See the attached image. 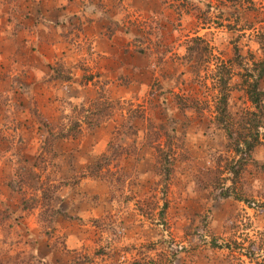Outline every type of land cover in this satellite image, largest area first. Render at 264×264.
<instances>
[{"label":"rangeland","instance_id":"374dc122","mask_svg":"<svg viewBox=\"0 0 264 264\" xmlns=\"http://www.w3.org/2000/svg\"><path fill=\"white\" fill-rule=\"evenodd\" d=\"M8 1L0 264H263L264 127L233 183L239 157L216 120L225 93L235 119L254 110L263 1L148 0L86 25L51 0ZM78 118L76 137L58 136Z\"/></svg>","mask_w":264,"mask_h":264},{"label":"trees","instance_id":"16d2710c","mask_svg":"<svg viewBox=\"0 0 264 264\" xmlns=\"http://www.w3.org/2000/svg\"><path fill=\"white\" fill-rule=\"evenodd\" d=\"M202 40V38L197 37L195 41ZM263 41V40H262ZM262 46L264 49V42H262ZM254 70H251L246 75V94L250 103L253 105V111L244 112V114L240 115L239 119H235L228 110V96L225 93L223 97L219 100L216 106L217 117L216 120L219 125L223 127L225 132L228 134L229 139L234 142L233 152L236 156L239 157V169H236L235 165L228 168L229 172L234 175L232 182L235 183V179L239 176L242 169L249 165L250 163H254L253 153L255 150L261 145V129L264 127V91L261 90V81L264 79V60L255 64ZM225 88L227 87V81L224 83ZM83 111H87L83 109ZM132 113V114H130ZM128 113L127 119L131 120L133 118V114L137 115V118L141 119V115L139 113V109L136 111H130ZM95 116H98L96 114ZM100 119L91 118L87 124L89 126L99 125ZM82 126L81 120L78 118L72 125L70 129H68V133L64 134V132H59V137H76V133L79 132V128ZM127 129H132L129 125ZM126 131V130H125ZM108 152L110 154L104 155L102 160L110 159L114 157V153L112 152V147L110 145ZM237 163V164H238ZM97 166V164L95 165ZM98 166L101 165L98 163ZM238 199L244 200L241 196H238ZM213 247L217 248H226L231 249L233 246L230 243H226L218 245L214 240L212 243ZM264 264V263H263Z\"/></svg>","mask_w":264,"mask_h":264},{"label":"crops","instance_id":"0c3cea01","mask_svg":"<svg viewBox=\"0 0 264 264\" xmlns=\"http://www.w3.org/2000/svg\"><path fill=\"white\" fill-rule=\"evenodd\" d=\"M16 1L19 2V0H16ZM25 1H27V0H25ZM78 1L80 3L79 7H75L74 2H76V0H59L58 2H56L55 6L51 0L49 2L51 4H49L48 6L52 7V9L55 12H56V10L58 11V9L61 7L62 13H59L60 16H59L58 20H60V18H61L62 21L66 22L67 20H69L70 15H71V17L73 15H77L78 18H81L84 21V24L86 25V24H89V21L87 19L88 17L89 18L93 17L92 21H94V23H96V24L102 20L108 21V24L109 23L117 24V22L121 23L122 20L124 22V18L128 17V16H125L123 18V14L125 15V13H124L125 11H128V10L134 11L135 10L134 2L138 3V4L141 3L140 5H142V2H145V4H150L148 2V0H78ZM158 1L160 4H162L163 1L166 2V0H163V1L158 0ZM261 1H263V3H264V0H261ZM138 4H136V5H138ZM10 5L11 4L9 3L8 0H0V24H3L4 26L6 24V19L8 17L7 16L8 15L7 7L8 6L10 7ZM165 5L168 6V4H165ZM32 7H33L32 0H29V2L26 3V9L32 10ZM55 7H58V8H56V10H55ZM111 9L116 11V14H113V15L110 14L108 16V14H109L108 12ZM118 14H119V16H117ZM113 19L116 22H114ZM124 33L126 34L127 32H124ZM3 34L4 33H2L0 31V35H3Z\"/></svg>","mask_w":264,"mask_h":264}]
</instances>
